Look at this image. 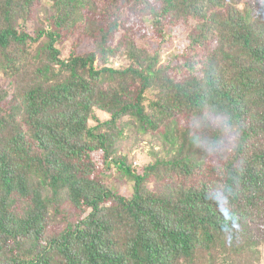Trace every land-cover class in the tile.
<instances>
[{"label":"trees","instance_id":"trees-1","mask_svg":"<svg viewBox=\"0 0 264 264\" xmlns=\"http://www.w3.org/2000/svg\"><path fill=\"white\" fill-rule=\"evenodd\" d=\"M206 87L243 127L224 200L186 122ZM0 264H264V0H0Z\"/></svg>","mask_w":264,"mask_h":264},{"label":"clouds","instance_id":"clouds-1","mask_svg":"<svg viewBox=\"0 0 264 264\" xmlns=\"http://www.w3.org/2000/svg\"><path fill=\"white\" fill-rule=\"evenodd\" d=\"M209 79H212L211 73ZM186 122L193 130V143L208 155L214 174L220 181L215 185L212 195L224 200L228 194V185L225 182L227 164L240 154L243 127L235 118L231 106L221 101L211 87L205 88L203 100L189 113ZM244 165L242 156L235 160L237 174L244 172Z\"/></svg>","mask_w":264,"mask_h":264},{"label":"rangeland","instance_id":"rangeland-1","mask_svg":"<svg viewBox=\"0 0 264 264\" xmlns=\"http://www.w3.org/2000/svg\"><path fill=\"white\" fill-rule=\"evenodd\" d=\"M38 14L40 16L39 12H38ZM133 24L135 25V31L141 32L140 29H137V28L141 27V23H140L139 19H137V20L135 19ZM27 27L29 30H32L33 29V22L30 21L29 23H27ZM155 42H157V41H155ZM93 46L94 45H93L92 39L90 37H86V38H83V41L79 44L78 50H76V51L77 52H84V51H87V50L93 48ZM164 46H162V47L164 48V51H166V52L162 56L163 61L166 59L167 54L169 53V50H168L169 46H166V45H164ZM70 50H71L70 47L64 48L63 56H67L69 54ZM98 62H99V60H96V63H98ZM127 63H129V60L126 57H122V56H120V57L113 56L108 61V65L115 66V67L126 65ZM183 72H184V69H183L182 73ZM101 118L102 119H108V118H110V115L108 113H101ZM125 121H127V118L123 119V122H125ZM92 124H95V121ZM136 125H133L131 127L128 125L124 126L125 137H124V139L122 138L123 140L122 139L120 140L119 146H120V153L130 151V153H129L130 160H133L134 165L141 166L142 164L154 161L156 159V157L150 154V150H151L150 146L152 144V139H153L152 135L140 133L138 131V128ZM115 176H117V175L116 174L112 175V177H115ZM125 182H126V180H124L123 184H125ZM118 184H120V182H118Z\"/></svg>","mask_w":264,"mask_h":264}]
</instances>
